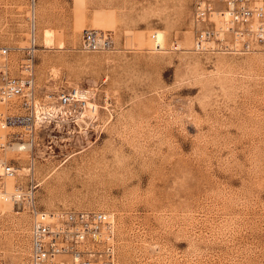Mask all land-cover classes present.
<instances>
[{
	"label": "rangeland",
	"instance_id": "obj_1",
	"mask_svg": "<svg viewBox=\"0 0 264 264\" xmlns=\"http://www.w3.org/2000/svg\"><path fill=\"white\" fill-rule=\"evenodd\" d=\"M193 2L0 0V43L35 40L38 95L96 105L0 148L16 168L0 177V264L30 255V205L2 195L17 188L43 209L113 213L118 264H264V43L196 50ZM88 28L111 47L84 50Z\"/></svg>",
	"mask_w": 264,
	"mask_h": 264
},
{
	"label": "built area",
	"instance_id": "obj_2",
	"mask_svg": "<svg viewBox=\"0 0 264 264\" xmlns=\"http://www.w3.org/2000/svg\"><path fill=\"white\" fill-rule=\"evenodd\" d=\"M194 46L196 50L250 48L253 40L264 39V0H194ZM154 50L162 44L152 34ZM111 34L102 29L83 31L84 50L109 49ZM12 51L22 52L19 73L12 72ZM35 40L25 46L0 43V132L13 127L23 131L7 134L0 148L21 143H34L39 123L51 121L60 114L84 115L90 104L77 88L39 96L34 76ZM89 103V104H88ZM82 109V110H81ZM83 119H75L83 127ZM16 174L13 163L0 160V177ZM2 195L17 206H30V255L27 264H118L117 222L113 213L92 209H43L28 198L21 188Z\"/></svg>",
	"mask_w": 264,
	"mask_h": 264
},
{
	"label": "bare ground",
	"instance_id": "obj_3",
	"mask_svg": "<svg viewBox=\"0 0 264 264\" xmlns=\"http://www.w3.org/2000/svg\"><path fill=\"white\" fill-rule=\"evenodd\" d=\"M45 42H46V44H49V41H48V39H46L45 40ZM260 44V43H264V39L263 40H253L252 42H251V44H250V49H253V47H255V45L256 44ZM82 95H83V93H82ZM83 97H85V95H83ZM20 146H19V148L20 149H23V148H26V144H19ZM28 145V144H27Z\"/></svg>",
	"mask_w": 264,
	"mask_h": 264
}]
</instances>
